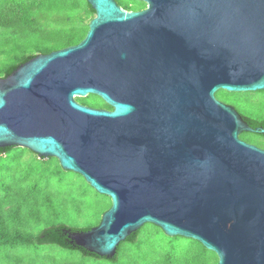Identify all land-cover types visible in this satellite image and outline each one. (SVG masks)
Returning <instances> with one entry per match:
<instances>
[{
	"label": "water",
	"instance_id": "obj_1",
	"mask_svg": "<svg viewBox=\"0 0 264 264\" xmlns=\"http://www.w3.org/2000/svg\"><path fill=\"white\" fill-rule=\"evenodd\" d=\"M77 44L0 77V149L26 148L110 199L69 243L112 259L151 223L201 243L217 264H264V149L216 97L264 91V0H86ZM96 95L108 108L80 103Z\"/></svg>",
	"mask_w": 264,
	"mask_h": 264
},
{
	"label": "rangeland",
	"instance_id": "obj_2",
	"mask_svg": "<svg viewBox=\"0 0 264 264\" xmlns=\"http://www.w3.org/2000/svg\"><path fill=\"white\" fill-rule=\"evenodd\" d=\"M123 1L128 2L131 7H141L140 9L146 6L142 1L140 4L136 0ZM64 16L81 23H89L94 17L85 9L78 8L67 12H43L40 20L47 24ZM6 36L7 32L0 29V40ZM223 91L218 90L216 97L234 106L241 115H254L264 109V91L228 94ZM76 99L88 106L104 108L105 102L96 95ZM242 139L264 148V138L260 136L245 133ZM109 203L110 199L97 193L81 175L63 170L54 157L39 158L21 147H12L0 155V217L5 220L11 234L17 230L39 234L46 226L59 223L93 227L99 223L103 210ZM16 208L19 209L15 214ZM33 212L36 216H30ZM149 224L141 227V235L153 232ZM156 240L161 246L173 242L180 250H185L186 247V239L173 240L163 232L157 234ZM183 252L185 251L179 254V258L185 255ZM216 259L217 257L212 256L206 264H213ZM62 261L111 264L101 259L83 257L79 252L54 244H0V264H60Z\"/></svg>",
	"mask_w": 264,
	"mask_h": 264
},
{
	"label": "trees",
	"instance_id": "obj_3",
	"mask_svg": "<svg viewBox=\"0 0 264 264\" xmlns=\"http://www.w3.org/2000/svg\"><path fill=\"white\" fill-rule=\"evenodd\" d=\"M116 2L124 9L140 10L141 8L131 7L128 2L123 0H116ZM138 3L141 2L138 1ZM78 8L85 9L91 16H95L94 10L86 0H0V29L7 32V36L0 40V77L8 76L19 64L39 53H48L80 42L88 30V23H81L68 16L47 24L40 20V14L43 12H67ZM223 93L228 94L226 91ZM81 101L79 102L82 103ZM104 108L110 109V106L104 103ZM263 111L264 109L254 115L242 114V116L251 127H264ZM245 133L240 134L241 139ZM250 134L264 138V135L260 133ZM11 148L0 149V155ZM110 205L111 202L103 212ZM18 209H14L15 214ZM30 216H36L35 212L30 213ZM149 225L153 232L141 235V228L138 229L119 244L116 255L112 259L99 257L69 243L67 230L85 231L91 226L77 227L59 223L46 226L39 234L21 230L11 234L8 232L5 220L0 217V244H54L67 250L79 252L83 257L101 259L111 264H206L212 256L217 257L215 253L207 250L198 241L181 236H174L172 239H186L185 250H180L173 242L161 246L160 242L156 240V236L163 231L156 225L151 223ZM182 251H185L183 252L185 255L179 258ZM60 264L78 263L62 261ZM213 264H217V259Z\"/></svg>",
	"mask_w": 264,
	"mask_h": 264
}]
</instances>
